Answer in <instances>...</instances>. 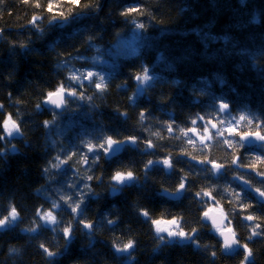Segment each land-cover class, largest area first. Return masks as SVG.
<instances>
[{
    "label": "trees",
    "instance_id": "1",
    "mask_svg": "<svg viewBox=\"0 0 264 264\" xmlns=\"http://www.w3.org/2000/svg\"><path fill=\"white\" fill-rule=\"evenodd\" d=\"M34 2L35 0H31L30 3L25 4L23 0H3L0 3V30H2L4 39L18 44V36L23 39L20 33H25L28 37L29 33H34L33 27L26 24L29 17L32 16L30 12L33 9L46 12L44 8L49 0H39L42 5L40 8L34 7ZM130 5L144 6L156 19L149 23L148 16L139 18L148 24L145 32L149 44H142L134 54L130 50L125 55L119 48L120 38L123 36H118L117 33L124 28L130 29L132 25L127 24L119 16V12L122 8ZM62 7L68 9L70 6L62 4ZM99 8L97 12L89 10L85 23L89 25V30L94 33V36L99 37L96 41L97 45L101 49H105L102 55L105 58L104 62H107L109 67L107 69L105 67L103 70L106 69L104 72L112 82L104 97L93 98L91 103L99 105L98 109L93 108L89 113L88 102H81L84 103L85 115L87 112V115L91 116L92 130L79 124L77 114L72 112L71 117L66 114L57 117L62 128L54 126L46 135L41 122L45 115L49 116L50 112L34 110L35 104L43 99L47 91L53 90L58 85V80H62V77L55 72L58 70L56 65L59 61L64 60L69 53L75 55L77 50L85 56H88L90 51L93 52L92 49L89 51L85 47L88 35L84 24L78 27L80 36H72L68 40L69 44L60 42L55 45H45L42 40L34 41L35 47L29 48L33 50L31 57H23L19 54L9 57L3 40L0 39V104L4 105V116L12 114L16 118V114H20L24 138L29 141L28 144H25L20 137H17L12 143L16 144L19 151L8 152L7 159L0 160V214L6 215L12 205H15L20 213L19 221L14 222L9 228L0 230V255L3 254L11 261V264H15L24 258L25 260L33 258L35 249L42 250L39 247L41 243L48 248L66 251L63 248L64 241L59 238L62 236V231L53 232L50 225L39 228L36 233H31V235H21V238L17 236L22 229L36 226L33 224V220H38V217H35L37 208L43 206L44 209H48L50 200H58L61 194L68 196L72 193V191L59 189L55 184L47 183L42 177V169L61 149L71 153L76 145L81 144V140H91L96 143V138L102 134L118 133L120 138L127 135H137L141 140L150 138L157 147L155 150H148L152 152V155H149L140 151V148L144 147L143 143L136 147L123 145L122 147H127L128 150L121 153L119 159L102 158L94 170L88 173L95 176L103 175V180L99 182L95 180L87 182L92 185L94 192L100 194L98 198L89 196L84 205L86 208L84 215L89 222L97 223L99 215L102 213L110 216L108 219H112L115 216V214L111 215L114 213L113 205L116 204L119 205L117 211L119 215H116L124 218L121 225H118V229L121 230L122 227L125 231L129 230L131 234L135 235L132 237L136 241L146 239L138 231L142 227L145 228L141 221L144 218L139 214L142 209L147 210L152 219L164 220L166 218L168 220L176 215L178 217L182 215L186 222L187 220L188 223L192 221L194 227L199 228L200 225L196 222L197 212L194 205L191 204L189 196L202 187L216 189L214 193L221 199V206L224 205V202H226V206H229L225 210L229 218L232 219L231 227L241 242H247L253 249L254 264H264V242L259 237L251 241L246 239L251 234L246 227L250 222L243 219L246 214L264 215L263 210H258L259 207L261 208V204L256 206L248 196L242 197L243 203L251 205L253 203V205L246 211H241V201L237 200L233 204L234 198L230 193L224 192V186L229 188L230 192L231 190L238 192L237 188L228 180L229 176L234 174L243 173L245 178H250L255 182L253 183L255 187L261 186V179L257 180L258 176L251 169L225 168L226 172H222L220 175L200 171L204 166L192 160L190 158L192 155L198 159L207 155L218 162L227 164L231 158L229 155L231 149L223 145V140L217 136L207 140V146L202 145L199 141L189 145L186 139L183 140L178 130L176 135L180 136L179 139L167 138L169 134L166 131V126L172 123L173 118L179 128L190 127V120L196 118L197 115L211 113L210 118H221L217 117L216 112L213 111V104L217 97H224L230 104L231 111L223 119L230 121L233 117L238 118L240 115L252 119L264 117V54H262L264 53V0H105L103 6ZM64 11L66 12L65 9ZM254 18L258 22H253ZM41 26L43 25L41 24ZM197 32L200 33L199 36L196 34ZM53 33L58 36V32ZM204 33H210L220 39L214 42L211 38H207L204 43H201ZM225 37H227V42H225ZM205 43L207 47H205ZM59 45L67 47L56 48ZM141 54H143V62L151 65L155 75L160 77V82L151 89L146 97L141 98L145 102L139 104L137 115L124 118L125 124L120 125L117 121L120 117L117 109L120 112H125L127 109V97L133 92L131 77L140 71L142 61L138 57ZM159 54L164 55V61L157 59ZM170 64L173 67H169ZM34 70L37 71L36 74L32 72ZM63 72L65 76L68 70H63ZM204 74L205 76L209 74L205 78L211 82L207 88V95H202L199 91L204 85L198 84L200 81L198 78L204 77ZM217 74L226 81L224 86H221L215 79ZM6 78L8 80L17 78L19 80L17 85L19 83L21 85L18 89L10 91L7 82H5ZM176 79L182 81L178 86L171 83ZM125 81L130 84L128 90L125 92L122 89H117L116 86ZM182 84L181 92L191 90L194 93L189 100H184L181 96L175 97L166 92L167 88L179 89ZM185 86L187 87L184 88ZM6 89L9 90L11 96L9 93L6 94ZM91 94V92L87 93V95ZM14 101H20V103H14ZM145 109L150 113V118L141 124L139 123V112ZM165 109L170 112L172 118H168L164 113ZM4 116H0V120ZM78 116L81 114L78 113ZM245 124L246 121L241 122L240 130H247ZM116 125L117 128H115ZM106 126L108 129L105 128ZM208 127L211 131V126ZM157 131L161 132L165 138L160 139L152 135ZM35 133L41 134L40 142L35 139ZM226 138L238 140V137H229L228 135ZM46 140L48 141L47 146ZM53 140L56 142L55 151L51 148ZM253 147H247L246 152L244 149L240 150L244 153L245 163L250 162V159L256 155L264 154V150L260 147ZM180 152H188L190 155H179ZM169 153H172L174 169L169 171L163 169L162 165H155L149 171L148 178L145 179V160L165 158ZM77 160L78 157H73V160L69 161V165L63 166L59 171L53 170L52 175L57 177V184L65 186L66 183L78 182L79 186H82L79 176L84 174L87 166L78 165ZM78 167L80 168L79 174L76 172ZM262 168L264 166L257 165L258 170ZM117 170H132L140 177L141 187L127 186L120 195L110 196L107 185L111 175ZM185 173L191 177L187 181L189 191L183 192L178 199H169L159 195L162 188L173 191ZM37 184H39V188H42V192L35 191ZM212 203L215 204V201ZM233 208L234 211H231ZM57 218L63 219L62 228L71 218L70 209L64 208ZM111 226L113 229L116 228L114 225ZM79 227L82 228V225ZM187 228L191 230L192 227L187 224ZM104 230H101L100 233L96 231L94 241L96 240L98 243L97 238L98 236L103 237ZM200 230L195 236H199ZM35 234L39 235L41 240ZM109 240L111 238L104 239V245L101 248L96 243L91 245L98 253L94 255L91 251L87 253L79 249L83 241H88V238L77 232L75 240L65 255L61 257L58 255L52 260V264H96L98 262L115 264V257L109 249ZM197 240L201 247L198 252L193 251L190 245L171 243L169 250L165 249L163 254L160 252L161 255L151 252V247L145 243L146 248L143 246L141 250L135 248V251L140 254L136 261L138 264H239L243 258L242 248H237L234 254L225 256L219 250L217 242L204 244L205 240L201 238H197ZM10 248L18 249V251L9 252ZM203 251L210 253L203 255ZM212 251L217 253L215 258L211 256ZM37 256V263L46 262L47 264L39 251Z\"/></svg>",
    "mask_w": 264,
    "mask_h": 264
},
{
    "label": "snow or ice",
    "instance_id": "2",
    "mask_svg": "<svg viewBox=\"0 0 264 264\" xmlns=\"http://www.w3.org/2000/svg\"><path fill=\"white\" fill-rule=\"evenodd\" d=\"M3 0H0L2 3ZM25 4L31 2V0H23ZM62 4L69 5L67 9V15L64 11H60ZM33 6L36 8L42 7L39 0H35ZM100 0H59V3L53 2V0H49L44 11H46L50 19L48 20L49 24H55L59 21V27H65L69 22H73L74 17H84V20L87 19L89 10L92 12L99 11ZM74 9H79V11H74ZM119 16L123 18L127 24H131L135 30L139 32H145L147 30L148 24L146 22L141 21L139 18L142 16H148L150 20H155L156 18L151 15L150 12L146 10L144 6L134 5V6H126L122 8L119 12ZM41 20L40 15H33L31 20L28 22L40 35L43 36L44 30L39 27L38 22ZM77 22L83 23L85 26L86 33L88 35V39L85 41V47L87 50H91L93 48L96 49L97 55H99L100 49L96 43L99 37H95L94 33L89 30V25L84 23V20L76 19ZM253 22H258L256 19H253ZM198 36L199 32L196 33ZM120 35V33H117ZM3 38L2 30H0V39ZM207 38H211L214 42L220 37H216L215 35H211L210 33H204L201 37V43H204ZM225 42H227V37L224 38ZM16 45L13 44V47ZM21 49H25L28 47V44L21 43L19 45ZM205 47L207 44L205 43ZM135 50H133V54ZM264 54V53H262ZM141 65L140 71L136 72L132 75L131 79L134 81V84L131 85L133 88L132 95L128 96V102L130 105L138 106L140 103H144L142 97H146L148 93H150L151 89H153L157 83L160 82V77L155 75L154 69L150 64H146L143 62V54L140 57ZM158 60L164 61L165 57L163 54H159L157 57ZM89 60L92 63H89ZM83 61L84 65H87L86 70L81 71L80 68L76 67L75 62ZM96 63V57H88L84 54H81L79 50H77L76 54L73 55L69 53L68 56L59 61L56 65L58 69L61 70H69L70 75L67 77L66 81H62L58 86H56L53 90L47 91L41 101H38L34 110L36 112L47 111L51 113V119H45L41 122V126L45 129L46 135L51 130L52 127L56 126L57 117L63 114V111L69 107V105L77 104L79 102H88L89 113L93 108H99V105L91 103L94 97L102 98L107 94V90L109 85L111 84V79L109 76H105L103 74L95 73L91 70H87L92 68ZM81 65V67H84ZM169 67H173L171 64ZM111 75V74H109ZM215 79L218 80L221 86L226 84V81L219 74L215 76ZM86 82V83H85ZM173 85L178 86L182 81L179 79L171 81ZM210 81L202 78L198 84L204 85V87L200 88L199 91L202 95H207V88L210 86ZM117 89H122L125 92L130 87L128 81H125L122 84H118ZM233 91H235L233 89ZM88 92H91V95H87ZM11 96V93H9ZM215 103L213 104V111L216 112L217 117H221L219 119H213L211 117V113H206L204 115H197L196 118L190 120V127L179 128V126L175 123L173 118L172 123H169L166 126V131L169 134L167 138L169 139H179L180 136L176 135L177 130L180 135L186 138V142L189 145L195 144V140L189 136H195L202 145H206V141L213 139L215 136L224 137L225 133L229 137H238V140L232 139H223V145H226L230 152V161L225 164L222 162H218L214 158H210L205 155L203 158H197L195 155H192L190 158L196 163L200 164L202 169L200 171H206L210 174L218 175L225 168L232 169L233 167L236 169H251L255 172L256 176L260 177V187H255L253 181L250 178H245L243 173H237L234 175V179L242 182L251 192L257 195V197L261 200H264V168L257 169V165L264 166V154L256 155L250 159V162L245 163L244 153L241 152V149H244L246 152L247 145L255 140L260 142V147L264 150V117H258L256 119L248 118L245 115H240L238 118L233 117L232 120L223 119V117L227 116L231 109L230 104L226 102L224 97L215 98ZM16 103H20V101H16ZM77 107L79 105L77 104ZM118 114L127 119V112H120L117 109ZM87 115V114H86ZM0 116H4V105L0 104ZM91 119V116H88ZM150 118V113L147 109L141 110L139 112V123L143 124ZM246 121L245 128L247 130H240L241 122ZM202 122V134L201 127H198V123ZM20 114H16V118L13 117L12 114H8L4 116L2 120H0V160H6L8 152L16 153L19 151L16 144H13L12 141L17 137H20L25 144H28L29 141L24 138L25 134L21 128ZM211 126V129H215V132H210L208 126ZM224 125H227L226 127ZM156 137L160 139H164L161 132L157 131L152 133ZM97 142L93 143L91 140L83 141L81 140V144L75 146L74 150L69 153L61 149L60 152L56 154L55 157L50 159L45 167L42 169V175L48 176L53 173V170L59 171L63 166L69 165V161L73 160V157H78L76 163L81 166H87L85 172L82 176H79V180L82 183L81 187H78L76 183H66V187L72 189V193L68 196L61 194L58 200H50V206L48 209H44L43 206L37 208L35 211V217L37 219L33 220V224L35 227L22 229V231H27L29 233H36L39 228L45 226H52L51 231L53 232H61L62 236L59 237L64 241L63 248L68 250L69 246L73 243L76 238L77 232L80 235L86 236L88 238L89 245L94 244V237L97 229L102 227L104 223L107 225H115L116 221L112 219H107L100 224L96 222H89L84 213L86 212V208L84 207L89 196L99 197L100 194L93 191L92 185L87 183L90 181H101L103 180V175L95 176L93 174H88L92 172L96 165H98L102 158L106 159H119L120 154L126 152L128 150L127 147H120L121 145L128 146L131 145L136 147L143 143L144 147L140 148L141 152H146L149 155H152V152L148 150H155L157 145L149 138L141 140L137 135H127L123 138L119 137V134H102L96 138ZM48 141L46 140V146ZM10 145V147H8ZM51 148L53 151L56 149V142L51 141ZM87 151L84 152L83 150ZM179 155L188 156L190 155L188 152H180ZM172 153H169L167 157L163 159H148L144 164V178L147 179L149 175V171L155 165H162L165 170H173L174 163L171 159ZM210 166V167H208ZM182 171V170H181ZM77 174L80 173V168L76 169ZM191 177L189 174L185 173L181 176L176 188L173 191H169L168 188H162L159 195L168 197L169 199H178L183 192L189 191V186L187 181ZM140 177L137 176L132 170L126 171H115L111 177L110 181L107 185L108 193L110 196L115 197L122 193L123 188L128 186H140L139 185ZM36 192H42V188H37ZM216 189H209L207 187H202L199 191L195 192V198H197L198 203L201 206L207 205L208 201H215V206H208L207 210H204L201 213V216L198 218L197 223L200 227H192L190 231H185L184 227L178 221L177 218H172L168 220L163 219H152L150 213L147 210H140V215L144 218L145 221L150 220L152 226L155 227L156 239L158 241L157 247L160 245H169L173 242H191L196 247H200L199 241L197 240L195 234L198 233L200 228L204 227L203 223L200 221H210L212 225V229L223 238L222 248L224 251H230L234 247L242 248L243 258L240 260L239 264H254L255 255L252 248L249 247L247 242L242 243L240 238L237 236V233L231 227L232 219L229 218V215L226 214L221 207L220 201L216 200V196L214 195ZM225 193H230V195L234 198L233 204L235 201L240 200V208L241 211H246L248 208H251V204L243 203V198L241 197V193L235 190H229V188H224ZM204 198H207L205 200ZM64 208L70 209L71 218L68 220L67 224L61 228V225L64 224L63 219H58L57 217L61 215ZM219 212V219L216 215H212V213ZM234 211V208L231 210ZM0 230H4L13 225L14 222L20 220V213L17 210L15 205L10 206L6 215L0 214ZM234 218V217H233ZM245 221L250 222L246 227L250 230V235L246 237L248 241L253 240L254 238H261L262 242H264V215L255 216L252 214H246L243 216ZM225 221H227V225L225 226ZM43 222V223H41ZM82 225V228L79 227ZM162 225H167V227H162ZM164 233L167 235L165 236ZM55 238V237H54ZM39 247L43 250V253L47 255V264H52V260L61 254L60 250L51 251L45 244L41 243ZM113 247L116 253L123 254L127 253L128 256L132 257V251L135 247V242L132 239H129L127 243L123 244V246H117L115 242H113ZM207 248V245H205ZM18 249L10 248L9 252H16ZM211 256L215 258L217 253L215 251L211 252Z\"/></svg>",
    "mask_w": 264,
    "mask_h": 264
},
{
    "label": "bare ground",
    "instance_id": "3",
    "mask_svg": "<svg viewBox=\"0 0 264 264\" xmlns=\"http://www.w3.org/2000/svg\"><path fill=\"white\" fill-rule=\"evenodd\" d=\"M53 2H56V3H59V0H53ZM101 3H100V7H102L103 6V3L105 2V0H101L100 1ZM130 6H134V5H130ZM64 9L66 10V12L64 11ZM100 9V8H99ZM58 10H62V11H64L65 12V14L67 15L68 13H67V9H66V7L65 8H61L60 7V9H58ZM74 11H79V9H74ZM30 15H40L41 16V20L39 21L43 26H41V24L40 23H38L39 24V27H41V28H43V30H44V33H43V36H40L37 32H35V29L34 28H32V31H34V33H29V37L25 34V33H20L21 35H22V37H23V39L22 38H20L18 35V40H19V43L18 44H15L16 46L15 47H13V43L9 40V39H4V38H2V40H3V44L5 45L4 47L6 48V53L9 55V57L11 56V55H13V54H19V55H21V56H27V57H31V56H33V50H31V49H29V48H32V47H35V44H34V41H44L45 42V45H51V44H53V45H55V43L56 44H58V43H62V42H68V44H69V39L72 37V36H80V33H78V30H79V26L80 25H83V23H80V22H77V20L76 19H74L73 20V22H69L65 27H59L58 25H59V21H57L55 24H49L48 23V20L50 19V16H49V14L47 13V12H40L38 9H33L31 12H30ZM29 15V16H30ZM32 16H30L29 17V20L26 22V24H29L28 22L31 20V18H32ZM80 20H84V17H81L80 18ZM84 23H85V20H84ZM30 25V24H29ZM102 29V28H101ZM102 30H104V28L102 29ZM53 32H58V36H63V37H58V36H55V34L53 33ZM14 33V32H13ZM120 35H118V36H123L122 38H120V43L121 44H124V45H126L128 48H129V46H130V48L129 49H131L132 50V52H133V50H135V52L137 51V49H139L140 47H141V45L142 44H144V45H148L149 43H148V41L146 40V38H147V35H146V32H139V31H137V30H135L134 29V27L132 26L130 29H126V28H124L123 30H121L120 32ZM60 38V39H59ZM63 38V40L61 41V39ZM21 43H25V44H28V47L27 48H25V49H21L20 47H19V45L21 44ZM18 46V47H17ZM60 47H64V48H66L67 46H65V45H59V46H57L56 48H59V49H61ZM99 47V46H98ZM99 49H100V52H99V55H97V51H96V49L95 48H93L92 50H93V52L92 51H90L89 52V55H88V57H93V56H95L96 57V63H95V65L92 67V68H90V69H94V70H96V71H99V72H101V73H103L102 71H105L109 66L107 65V63H105L104 61H105V58L103 57V55H102V53H103V50H105V49H101L100 47H99ZM13 56H15V55H13ZM75 63H77L80 67H81V65H84V62L83 61H79V62H75ZM89 63H92V61L91 60H89ZM106 67V69L105 70H103L104 68ZM82 68H87V65H84V67H82ZM54 70H55V68H54ZM102 70V71H101ZM33 73H37V71H32ZM55 72L57 73V74H59L61 77H62V80H58V85L62 82V81H66V80H64V78H66L67 79V77H68V74H67V72H66V75L64 76V72H63V70H61V69H58L57 71L55 70ZM17 75H19L18 73H17ZM209 74H207L206 76H208ZM205 76V74H204V77H206ZM5 82H7V87L9 88V90L10 91H14V90H16V89H18L19 88V86L21 85V83H19L18 85H17V83L19 82V80H17V78H15V80H8V78H6L5 79ZM133 82V84H134V81H132ZM184 84V83H183ZM183 84L180 86V88L179 89H177V88H173V87H171V88H167V90H166V92H168V93H170V94H172L173 96H175V97H179V96H181L184 100H189L191 97H192V95L194 94L193 93V91H183V92H181V87L183 86ZM57 85V86H58ZM187 86H188V84H187ZM187 86H185L184 88H186ZM183 88V89H184ZM9 90L8 89H6V94H8V93H10L9 92ZM132 95V94H131ZM44 97V96H43ZM8 98L10 99V97L8 96ZM181 98V99H182ZM12 100V99H11ZM16 101H14V103H15ZM77 104L79 105V107H77ZM77 104H72V105H69V107L67 108V109H65L64 111H63V114H66V116H69V117H71L73 114H71L72 112L78 117V123L79 124H81L83 127H85V128H87V129H93V125L91 124L92 123V120L91 119H89L88 118V115H85V112H84V110H83V106H84V103H81V102H79V101H77ZM18 109V108H17ZM138 110H139V105L138 106H133V105H130L129 104V102H128V97H127V109H126V111L125 112H127V114H128V118H131V117H134V116H136L137 115V113H138ZM20 113H22V112H20ZM78 113L79 114H81V116H78ZM164 113L168 116V118H172V115L170 114V112L167 110V109H165L164 110ZM86 114H87V112H86ZM133 114V115H132ZM49 116H47V115H45L44 116V119L43 120H45V119H51V113H49L48 114ZM74 115V116H75ZM61 117H62V115H61ZM117 121H118V123H120V125H124L125 124V120H124V118L123 117H119V119H117ZM176 123V122H175ZM201 122H199L198 123V127H201L202 128V126H203V124L201 123ZM113 126V125H112ZM192 126V125H191ZM55 127H58V128H62L60 125H59V123H58V121H57V123H56V126ZM108 126H106L105 128H107ZM109 128H110V126H109ZM115 128H117V125H116V127ZM108 129V128H107ZM106 129V130H107ZM105 131V130H104ZM216 130L215 129H212L210 132H215ZM40 136V137H39ZM189 136H191V138L192 139H195V141L197 142V141H199L195 136H192L191 134H189ZM226 136H227V133H225V136L224 137H220L222 140L224 139V138H226ZM34 137H35V139L37 140V142H40L41 141V139H42V136H41V134L40 135H38V134H34ZM216 137V136H215ZM218 138H219V136H217ZM182 138H183V140L184 139H186L185 137H183L182 136ZM239 139V138H238ZM257 144H260V143H256V144H249V145H247V147H252V146H258ZM160 145H163V144H160ZM159 145V146H160ZM163 157H159V159H162ZM147 160L148 159H146L145 160V162H144V164L147 162ZM235 175V174H234ZM234 175L233 176H229V178H228V180H229V182L233 185V186H235L236 188H237V190H238V192H240L241 193V197H245V196H248V198H249V200L251 201V202H253L254 203V205H259V204H261V208L259 207V209L258 210H263L264 211V200H261V199H259L258 197H257V195L256 194H253V193H251V191L250 190H248V188L242 183V182H239V181H237V180H235L233 177H234ZM149 176V175H148ZM42 177H44V179L47 181V183H49V184H55V186L56 187H58L59 189H61V190H63V191H72V189H69V188H67L66 186H63V185H60V184H57L58 182H57V177H55V176H53L52 174H50V175H48V176H42ZM261 178L260 177H257V180H260ZM61 183H64V182H61ZM253 183H255V182H253ZM259 183V182H258ZM77 184V186L78 187H80L79 186V183L77 182L76 183ZM139 185L140 186H137V187H141V184L139 183ZM224 186V185H223ZM127 187V186H126ZM36 188H39V184H37L36 185ZM125 188V187H124ZM123 188V189H124ZM224 188H226V186H224ZM200 190V189H199ZM195 192H197V191H195ZM195 192L194 193H191V195L189 196V198H190V201H191V204L192 205H194V208L196 209V215H197V217L199 218L200 216H201V213L204 211V210H207V207L206 206H209V205H205V206H201V204L200 203H198V200H197V198H195ZM248 192H249V194H248ZM104 194H106V192H104ZM109 194V193H108ZM214 195L216 196V200H218V201H220V203L222 202L221 201V199L219 198V196H217L215 193H214ZM205 200H207L206 198H204ZM207 203H209V202H207ZM253 203H252V205H253ZM213 205H215L214 203H212ZM224 205L223 206H221L222 208H223V210H224V212L226 213V210H225V208H228L229 206H226V202H224L223 203ZM132 207V206H131ZM205 207V208H204ZM231 207V206H230ZM202 208H204V209H202ZM118 209H119V205H113V211H114V213H111V215H113V214H115V216H113V218H112V220H114V221H116V224L114 225V227H116L115 229H113V226H109V225H107L106 223H104L103 224V226L102 227H99V229L97 230L98 231V233H100L101 232V230H103V229H105L104 231H103V233H102V238H100V236H98V243L96 242V240H95V242H94V244L96 243V244H98V246L101 248L102 247V245H104V242H103V240L104 239H106V238H111V240H109V246H110V251H111V253H112V255L115 257L114 259H115V264H138L137 263V261H136V259L138 258L137 256H140V254L138 253V252H136L135 251V248L138 250V249H143V247H145L146 245H145V243L146 244H148L150 247H151V249H150V251L151 252H153V253H156V254H159V255H161V253L160 252H162V254H163V252L165 251V249H168L169 250V245H160L159 247H157V245H158V241H157V239H156V233H155V227L154 226H152V224H151V221L150 220H148V221H145L144 219H142L141 221H142V223L144 224V226H145V228L144 227H142V228H140V230H138L139 231V234L141 235V236H143V237H146V239L143 241V240H141V241H136L132 236H135V235H133V234H131L130 233V231L129 230H127L126 229V231H125V229H123L122 227H121V230H119L118 229V227L121 225V222H122V219H124L123 218V216H121V217H118L117 215H119L118 213H117V211H118ZM131 211H132V208L130 209ZM201 210V211H200ZM117 214V215H116ZM217 214H218V216H217V218L219 219V212L217 211ZM141 216V215H140ZM110 216H106V214L105 213H102L101 215H99V221L97 222L98 224H100V223H102L103 221H106V219H108ZM117 218H118V220H117ZM174 218H177L178 219V221L181 223V225L184 227V230L185 231H190L188 228H187V224H189V226L190 227H194V225H193V222L191 221V222H189L188 223V220H187V222L183 219V217H182V215H179V217L176 215ZM164 220H166V218H164ZM198 220V219H197ZM197 220H196V222H197ZM201 223H203L205 226L204 227H202V230H200V234H199V236H196V238H201V239H203V240H205V242H204V244H207L208 242H212L213 244L214 243H216L217 242V244H218V248H219V250L225 255V256H230V254H234L235 253V250L233 249L231 252H227V253H224L223 252V250H222V245H223V238L222 237H220L216 232H215V230L214 229H212V225H211V222L210 221H200ZM106 224V225H105ZM66 225V224H65ZM64 225V226H65ZM119 225V226H118ZM166 225H162V227H165ZM63 227V226H62ZM21 235H23V236H26V235H31V233H29V232H26V231H21L20 232V234L18 233L17 234V236L19 237V238H21L22 236ZM164 235L166 236V234L164 233ZM205 235V236H204ZM35 236L37 237V238H39L40 240H41V237L39 236V235H37V234H35ZM217 236H219V238L217 237ZM129 239H132L134 242H135V247H134V249L133 250H131L132 251V257L130 258L129 256H128V254L127 253H123V254H118V253H116L115 252V250H114V247H113V242H115V244L117 245V246H123V244H125V243H127V241L129 240ZM49 242V241H48ZM49 243H51L52 244V242H49ZM173 243H183L184 245H190V247H191V249L193 250V251H196V252H198L199 250H200V248L201 247H196L195 245H193L191 242H188V241H184V242H173ZM93 245V244H92ZM140 246H141V248H140ZM143 246V247H142ZM146 248V247H145ZM51 251H57V249L56 248H49ZM79 249L80 250H82V251H84V252H87V253H89L90 251L92 252V254H94V255H96V254H98V253H96L95 252V250H94V248H92V246L91 245H89V243H88V241H83V243L80 245V247H79ZM65 250V249H64ZM38 251L40 252V254L41 255H43V257H44V260L45 261H47V255H45V253H43V251L42 250H37V249H35V253H34V255H33V258H31L30 260H25V258L21 261V262H15V264H39V263H37V260H38V256H37V254H38ZM68 250H66V251H60L61 252V254H60V257L61 256H63V255H65V252H67ZM208 253H210V252H207V251H203V255H205V254H208ZM85 254V253H84ZM45 255V256H44ZM210 256V255H209ZM58 257V256H57ZM57 257H55V258H57ZM54 258V259H55ZM53 259V260H54ZM0 264H11V261L8 259V258H5V256H3V254H1L0 255ZM43 264H46V262H43ZM54 264V263H53ZM70 264H73V263H70ZM75 264H77V263H75ZM93 264H95V263H93ZM96 264H104V263H102V262H98V263H96ZM106 264V263H105Z\"/></svg>",
    "mask_w": 264,
    "mask_h": 264
},
{
    "label": "rangeland",
    "instance_id": "4",
    "mask_svg": "<svg viewBox=\"0 0 264 264\" xmlns=\"http://www.w3.org/2000/svg\"><path fill=\"white\" fill-rule=\"evenodd\" d=\"M120 50L126 55V53H128L131 49H129L130 48V46H129V48L126 46V45H124V44H121L120 43ZM118 49V48H117ZM105 63H107V62H105ZM76 67H78V68H80L81 69V71H84V70H86L85 68H82V67H80L77 63H76ZM87 70H91V71H93V72H95V73H99V74H103V75H105L106 76V73L104 72V71H102L103 73H101V72H99V71H96V70H94V69H87ZM67 74H68V76L70 75V71L68 70V72H67ZM45 113H48L47 111H45ZM225 127L227 126V125H224ZM202 134V133H201ZM258 146H254V147H256V148H259L260 146V144H257ZM123 145H121L120 147H122ZM253 147V148H254ZM255 148V149H256ZM261 148V147H260ZM210 167V166H209ZM222 172H226V169H224L223 171H221L218 175H220ZM209 203H207V205H209V206H212V207H214L215 205H213L212 204V201H208ZM206 207H208V206H206ZM205 208V207H204ZM204 208H202V209H204ZM225 224H226V221H225ZM165 227H167V225L165 226ZM166 234V233H165ZM167 235V234H166Z\"/></svg>",
    "mask_w": 264,
    "mask_h": 264
},
{
    "label": "water",
    "instance_id": "5",
    "mask_svg": "<svg viewBox=\"0 0 264 264\" xmlns=\"http://www.w3.org/2000/svg\"><path fill=\"white\" fill-rule=\"evenodd\" d=\"M256 143H260V142H257V141H255V140H253V141H251L249 144H256ZM249 144H248V145H249ZM212 215H217V216H218L217 212L212 213ZM237 248H238V247H234L233 249L236 250ZM233 249H232V250H233ZM222 250H223V248H222ZM232 250H231V251H232ZM231 251H224V250H223L224 253L231 252Z\"/></svg>",
    "mask_w": 264,
    "mask_h": 264
},
{
    "label": "clouds",
    "instance_id": "6",
    "mask_svg": "<svg viewBox=\"0 0 264 264\" xmlns=\"http://www.w3.org/2000/svg\"><path fill=\"white\" fill-rule=\"evenodd\" d=\"M82 17V16H81ZM81 17H74V19H80ZM151 22V20H149V23ZM202 78L206 79L205 77H200L198 78V80H201Z\"/></svg>",
    "mask_w": 264,
    "mask_h": 264
},
{
    "label": "flooded vegetation",
    "instance_id": "7",
    "mask_svg": "<svg viewBox=\"0 0 264 264\" xmlns=\"http://www.w3.org/2000/svg\"><path fill=\"white\" fill-rule=\"evenodd\" d=\"M197 217V216H196Z\"/></svg>",
    "mask_w": 264,
    "mask_h": 264
}]
</instances>
